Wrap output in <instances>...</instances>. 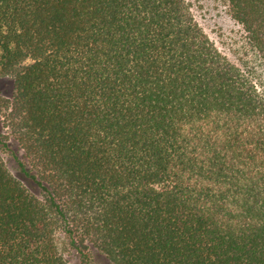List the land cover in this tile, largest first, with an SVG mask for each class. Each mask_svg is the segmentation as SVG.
<instances>
[{
    "label": "trees",
    "instance_id": "16d2710c",
    "mask_svg": "<svg viewBox=\"0 0 264 264\" xmlns=\"http://www.w3.org/2000/svg\"><path fill=\"white\" fill-rule=\"evenodd\" d=\"M264 61V0H227ZM187 0H0V264H264V94Z\"/></svg>",
    "mask_w": 264,
    "mask_h": 264
},
{
    "label": "rangeland",
    "instance_id": "374dc122",
    "mask_svg": "<svg viewBox=\"0 0 264 264\" xmlns=\"http://www.w3.org/2000/svg\"><path fill=\"white\" fill-rule=\"evenodd\" d=\"M191 11L204 32L209 36L219 51L232 63L251 73L253 81L259 91L264 94V61L257 52L250 47L243 26L232 18L227 0H187ZM13 89L12 81L0 79V95L10 96ZM3 116L0 113V138L7 135L3 127ZM6 138H4L5 140ZM16 154L2 149L1 153L8 160L13 172L22 176L18 170L17 159L22 158L23 151L15 141L9 139ZM18 157V158H17ZM97 261L101 264H110L103 256L95 253Z\"/></svg>",
    "mask_w": 264,
    "mask_h": 264
}]
</instances>
